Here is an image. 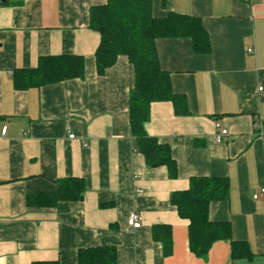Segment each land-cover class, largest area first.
I'll return each instance as SVG.
<instances>
[{
    "label": "crops",
    "instance_id": "0c3cea01",
    "mask_svg": "<svg viewBox=\"0 0 264 264\" xmlns=\"http://www.w3.org/2000/svg\"><path fill=\"white\" fill-rule=\"evenodd\" d=\"M107 2L0 0V131L8 127L0 138V264H79L81 251L98 248L114 249L117 264H264V139L256 129L264 130V0H153L155 18L201 19L211 41L208 55L195 54L187 38L156 42L173 92L187 103L186 115L172 102L153 103L146 125L171 147L175 179L134 150L129 59L98 73L101 36L90 13ZM48 56L83 57L85 78L18 89L17 73ZM216 124L229 131L223 143ZM70 178L86 182L84 200L51 206L57 181ZM194 178L230 186L210 220L228 223L231 237L204 257L191 250L190 222L171 203ZM132 213L142 218L136 231Z\"/></svg>",
    "mask_w": 264,
    "mask_h": 264
},
{
    "label": "trees",
    "instance_id": "16d2710c",
    "mask_svg": "<svg viewBox=\"0 0 264 264\" xmlns=\"http://www.w3.org/2000/svg\"><path fill=\"white\" fill-rule=\"evenodd\" d=\"M90 25L101 36L96 52L100 75L112 68L121 56H126L134 67L136 77L130 92V117L135 152L145 157L150 168L166 167L170 177L177 178L178 165L171 147L151 137L146 129L153 103L172 102L177 114L188 113L186 99L173 92L171 77L161 68L156 42L187 38L192 41L195 54L208 55L211 41L203 21L174 12L155 18L153 0H108L106 5L91 10ZM85 74L83 57H42L36 69L17 73L16 87L41 88L84 79ZM86 191L83 179L57 181V190L50 195L51 206L63 201H83ZM229 191L227 179L194 178L187 191L174 193L171 198L181 218L190 222L191 250L199 257L206 256L217 241L231 237L228 223L210 220L211 204L227 200ZM29 202L33 203L32 198ZM155 238L159 240V234ZM238 244L234 243V249ZM79 264H117V253L109 248L83 250L79 253Z\"/></svg>",
    "mask_w": 264,
    "mask_h": 264
},
{
    "label": "built area",
    "instance_id": "2783aa9c",
    "mask_svg": "<svg viewBox=\"0 0 264 264\" xmlns=\"http://www.w3.org/2000/svg\"><path fill=\"white\" fill-rule=\"evenodd\" d=\"M250 53H253L251 50ZM256 129L259 131V135L262 139H264V130L262 125H256ZM8 134V127L5 126L0 131V138L6 137ZM229 136V131L225 128H223L220 124H216V134H215V140L217 143H223L225 142L226 138ZM70 139H75V135H70ZM262 194H264V189H262ZM259 195H255L254 199H258ZM129 227L136 231L141 229L142 227V218L137 213H132L129 217Z\"/></svg>",
    "mask_w": 264,
    "mask_h": 264
}]
</instances>
